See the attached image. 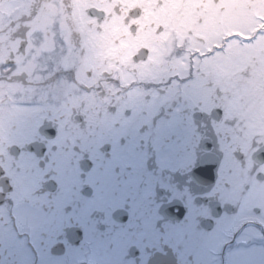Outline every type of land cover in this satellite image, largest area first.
<instances>
[{"label":"flooded vegetation","instance_id":"af4514ba","mask_svg":"<svg viewBox=\"0 0 264 264\" xmlns=\"http://www.w3.org/2000/svg\"><path fill=\"white\" fill-rule=\"evenodd\" d=\"M235 34L263 39L242 80ZM263 66L264 0H0V264H231L258 246L218 238L254 223L264 73L256 108L228 109Z\"/></svg>","mask_w":264,"mask_h":264},{"label":"rangeland","instance_id":"374dc122","mask_svg":"<svg viewBox=\"0 0 264 264\" xmlns=\"http://www.w3.org/2000/svg\"><path fill=\"white\" fill-rule=\"evenodd\" d=\"M259 13V12H257ZM234 17L238 18V20H254L247 12V10H242L238 9L233 13ZM256 13H253V15ZM218 42V39L216 40ZM257 44H249V45H240L234 40L232 42L231 48L234 50L233 54L231 57H229V60L232 61L234 64L233 67V72H239L243 70L242 69L244 66L248 64V62L251 61L252 58H256V54H254L253 49H256L258 47ZM223 54H217L216 57H222L224 56L227 52L223 51ZM257 63V62H255ZM264 69V66H263ZM186 73V71H165V75L167 74L166 78H180L181 75ZM222 71H219V75L222 74ZM253 78H251V81L253 82L249 88V93H250V99L247 100L246 98L242 99L241 97L235 98L231 102V108L228 109L229 111L236 112L237 114L240 113H245L247 110H251L252 108H256L258 105V99H257V94H258V83H259V78L261 75L264 73V71H254L253 72ZM239 80H242V76L237 77ZM168 80V79H167ZM181 86L179 84V81H172L170 84L167 86L165 85V101L168 100L170 97L171 99L174 98L177 93L179 92ZM246 89V88H245ZM240 96V95H239ZM171 104L168 103L167 106L165 107V110H170ZM246 110V111H245ZM255 116H259L258 114H255ZM255 122H258V119L255 120ZM264 170V167H263ZM254 185H252V188L249 191L248 198L244 204L245 209L247 210L249 214V219L247 222H254L250 226H245V228L242 231L241 230V225L238 226L234 225V221L236 218L234 217L232 221L229 223L227 231L231 230L230 234L227 237H223L221 233H219V238L218 241H223V242H230L231 238L234 234V231L237 234V241L236 242H246V240H249L250 242H259L262 238L264 240V195L261 194V187H264V182L262 184L258 183L257 181L254 180ZM258 208L260 211L258 213L254 212V209ZM242 218L239 217L235 222L241 220ZM255 222H259L260 227L255 224ZM212 237H215V234L212 233ZM222 248V245L221 247ZM220 253V252H219ZM225 256L228 257V260L231 261V264H264V244L261 243L258 246H251L249 249L244 248V250L239 251V252H232L231 250L225 251Z\"/></svg>","mask_w":264,"mask_h":264},{"label":"water","instance_id":"95a60500","mask_svg":"<svg viewBox=\"0 0 264 264\" xmlns=\"http://www.w3.org/2000/svg\"><path fill=\"white\" fill-rule=\"evenodd\" d=\"M253 158H254L255 160H257V161H260V163H263V162H264V146H263L261 149H259V150L254 154ZM216 165H217V159L214 158V159H213L212 171H213L214 167H216ZM203 167H205V163H203ZM212 173H213V172H212ZM210 175H211V171H210ZM260 179H262V178H260Z\"/></svg>","mask_w":264,"mask_h":264}]
</instances>
